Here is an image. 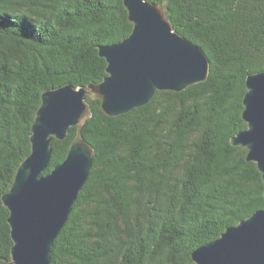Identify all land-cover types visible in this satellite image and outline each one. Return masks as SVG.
Wrapping results in <instances>:
<instances>
[{
    "label": "trees",
    "instance_id": "trees-1",
    "mask_svg": "<svg viewBox=\"0 0 264 264\" xmlns=\"http://www.w3.org/2000/svg\"><path fill=\"white\" fill-rule=\"evenodd\" d=\"M146 1L202 48L210 74L119 116L86 97L92 165L50 264H195L194 249L264 209L256 163L230 143L246 128L245 78L264 70V0ZM132 27L123 0H0V264H10L12 245L1 195L30 152L41 92L101 81L97 46ZM75 134L53 139L43 174L65 159Z\"/></svg>",
    "mask_w": 264,
    "mask_h": 264
},
{
    "label": "water",
    "instance_id": "water-1",
    "mask_svg": "<svg viewBox=\"0 0 264 264\" xmlns=\"http://www.w3.org/2000/svg\"><path fill=\"white\" fill-rule=\"evenodd\" d=\"M123 5L133 30L119 42L97 46L106 61L103 79L41 92L30 127L31 150L1 195L12 240L10 264H50L54 240L92 165L94 149L82 136V126L92 116L86 97L99 99L106 115L119 116L147 104L157 91L181 92L210 74L205 52L173 29L163 7L146 0H123ZM245 87L246 128L230 143L247 150L246 160L256 163L264 184V70L248 74ZM74 126L65 159L43 174L53 139H66ZM191 258L195 264H264V209L194 249Z\"/></svg>",
    "mask_w": 264,
    "mask_h": 264
},
{
    "label": "rangeland",
    "instance_id": "rangeland-1",
    "mask_svg": "<svg viewBox=\"0 0 264 264\" xmlns=\"http://www.w3.org/2000/svg\"><path fill=\"white\" fill-rule=\"evenodd\" d=\"M104 59V58H103ZM31 127V126H30ZM74 127H76V126H74ZM72 128V127H71ZM71 128H70V130H71ZM69 134H70V132H69ZM76 135V134H75ZM57 140V139H56ZM30 141V140H29ZM69 146H70V144H69ZM30 150H31V143H30ZM258 170V169H257ZM260 175H261V173H260ZM14 179V178H13Z\"/></svg>",
    "mask_w": 264,
    "mask_h": 264
}]
</instances>
